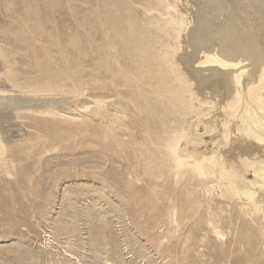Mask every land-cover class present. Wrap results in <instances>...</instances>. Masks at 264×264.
<instances>
[{"label":"bare ground","instance_id":"bare-ground-1","mask_svg":"<svg viewBox=\"0 0 264 264\" xmlns=\"http://www.w3.org/2000/svg\"><path fill=\"white\" fill-rule=\"evenodd\" d=\"M84 5L90 24L81 41L84 60L70 62V43L63 47L50 33L54 42L43 48L42 62L32 47L42 35L33 33L27 58L34 61L36 75L28 76L16 67L18 58L0 49V117L31 111L75 119L69 112L84 118L79 110L87 111L105 119V136L116 144H128L116 133L128 130L127 141L133 136L163 157L174 179H206V190L218 187L219 198L234 199L243 213H264V200L256 198L264 194V0H96L95 6L85 0ZM77 39L69 42L75 47ZM98 87L104 94L90 95L89 89ZM12 92L17 94H7ZM86 95L100 98L93 103L102 107L101 114L82 105L79 99ZM42 96L49 98L33 99ZM37 122L27 146L9 145V137L0 134L5 176H11L21 155L28 157L39 145L46 148L49 140ZM198 126L212 142L204 153H199L205 141ZM209 222L218 237L224 236L219 216Z\"/></svg>","mask_w":264,"mask_h":264},{"label":"rangeland","instance_id":"rangeland-1","mask_svg":"<svg viewBox=\"0 0 264 264\" xmlns=\"http://www.w3.org/2000/svg\"><path fill=\"white\" fill-rule=\"evenodd\" d=\"M84 1L0 0V49L18 58L16 67L28 76L36 75L34 61L27 58L33 33L42 35L32 46L42 62L43 48L54 42L50 33L63 47L70 43V62L84 60L81 41L90 25ZM90 3L95 6L96 0ZM90 11L95 21L96 12ZM76 37L74 47L69 41ZM89 91L97 97L105 92L102 87ZM38 98L47 97H33ZM94 99L100 100L86 95L79 101L101 114ZM79 111L84 118L76 111L69 112L75 119L31 111L0 117V134L9 137V145L29 144L37 133L35 117L49 140L46 148L39 145L15 160L11 176L0 170V264H264L263 212L243 213L234 199L219 198L218 187L206 190V179H174L163 157H155L133 136L127 141L128 130H116L128 143L120 146L105 136V119ZM139 125L131 128L137 139ZM198 129L205 141L199 153H204L212 142L203 127ZM256 198L264 200V194ZM215 216L222 237L207 223Z\"/></svg>","mask_w":264,"mask_h":264}]
</instances>
